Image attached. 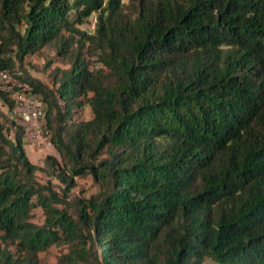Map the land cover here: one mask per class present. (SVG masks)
Segmentation results:
<instances>
[{
    "label": "trees",
    "instance_id": "obj_1",
    "mask_svg": "<svg viewBox=\"0 0 264 264\" xmlns=\"http://www.w3.org/2000/svg\"><path fill=\"white\" fill-rule=\"evenodd\" d=\"M0 69L60 156L31 162L0 84V264H264V0H0Z\"/></svg>",
    "mask_w": 264,
    "mask_h": 264
},
{
    "label": "rangeland",
    "instance_id": "obj_2",
    "mask_svg": "<svg viewBox=\"0 0 264 264\" xmlns=\"http://www.w3.org/2000/svg\"><path fill=\"white\" fill-rule=\"evenodd\" d=\"M92 19L89 21V23H86L85 26L92 27ZM88 62L91 65V67L97 69L100 65L96 62L97 58L93 57L92 55H89ZM68 60L62 59L61 57L57 56L56 49L54 47L47 46L37 52L36 54H30L25 59V67L27 69V72L30 76L41 80L43 82H50L52 78V74L54 72V69L58 66L67 67L69 66ZM12 83L16 84L17 82H21L15 77L12 78ZM16 82V83H14ZM11 83V84H12ZM10 84H7L4 86L6 90L11 89ZM13 86V85H12ZM12 90V89H11ZM0 107L2 110L7 112L5 110V107L2 105V102L0 101ZM9 116H12L15 118L18 124H22L24 127V139H25V148L27 155L29 156L31 162L34 164H37L41 167H45V161L46 157L48 155H54L56 157H60L59 153L51 141V143H48L47 139H35L30 136V132L26 129V125L23 124L21 118L18 116V114H15V112L10 113L7 112ZM90 110L85 109L84 111V118L88 119L90 118ZM44 175V173H42ZM77 187L73 190L75 194H82L83 192L86 194H91L92 192H96L98 190V187L94 184L92 179L90 177H84V178H78L77 179ZM60 250H66L64 247H53L50 249L46 254H43L42 256L46 260V264H57V255H59Z\"/></svg>",
    "mask_w": 264,
    "mask_h": 264
},
{
    "label": "built area",
    "instance_id": "obj_3",
    "mask_svg": "<svg viewBox=\"0 0 264 264\" xmlns=\"http://www.w3.org/2000/svg\"><path fill=\"white\" fill-rule=\"evenodd\" d=\"M12 74L7 69H0V84L3 86L12 81ZM10 87V86H9ZM18 89L12 91V96L17 102L15 112L21 118L30 136L35 139L50 140V129L46 123V112L43 101L29 91L26 83H19ZM12 88V87H10Z\"/></svg>",
    "mask_w": 264,
    "mask_h": 264
}]
</instances>
